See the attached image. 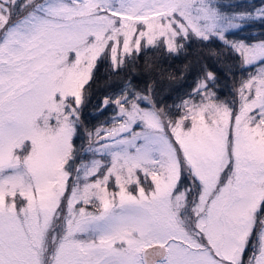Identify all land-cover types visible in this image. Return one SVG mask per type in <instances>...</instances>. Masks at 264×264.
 Here are the masks:
<instances>
[{"label": "snow or ice", "instance_id": "1", "mask_svg": "<svg viewBox=\"0 0 264 264\" xmlns=\"http://www.w3.org/2000/svg\"><path fill=\"white\" fill-rule=\"evenodd\" d=\"M0 264H264V0H0Z\"/></svg>", "mask_w": 264, "mask_h": 264}, {"label": "trees", "instance_id": "2", "mask_svg": "<svg viewBox=\"0 0 264 264\" xmlns=\"http://www.w3.org/2000/svg\"><path fill=\"white\" fill-rule=\"evenodd\" d=\"M255 2H258V0H255ZM249 27L250 28L251 27L258 28L259 26L258 25H250ZM237 35L247 36L248 35V29H245L242 33H237ZM191 48L194 49L195 45L191 46ZM186 59H192L193 61H195L196 60V54L190 50L189 55L187 57L181 56V57L177 58L176 60L172 61L171 63L174 67L178 68ZM209 64H211V61H209ZM105 65H106V62L101 61L100 65L96 71V76H97L98 80L102 81L104 79ZM191 84H192V77H189L187 79L186 83L184 84V86L181 87L178 90V92H174L173 96L175 97L176 95H182L183 92L187 90V87ZM94 90H95V86H94ZM102 91H103V89H101L100 92H97V95L101 94ZM102 119H103V117H96L95 119H90V123L96 124L99 120H102ZM245 259H247V257H245Z\"/></svg>", "mask_w": 264, "mask_h": 264}]
</instances>
